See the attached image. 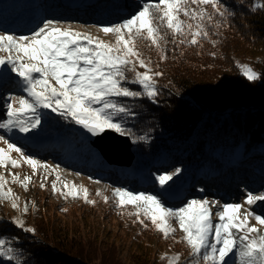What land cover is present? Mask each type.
<instances>
[{
    "label": "trees",
    "instance_id": "obj_1",
    "mask_svg": "<svg viewBox=\"0 0 264 264\" xmlns=\"http://www.w3.org/2000/svg\"><path fill=\"white\" fill-rule=\"evenodd\" d=\"M150 1L110 0L108 11L99 13L97 21H124ZM221 4L224 16L205 6L213 19H205L209 35L198 45L172 43L169 33L163 45L167 59H162L155 46L139 42L153 71L164 73L155 77L159 93L155 99L146 94L112 98L134 113L123 118L128 130L124 135L131 138L135 161L143 168L110 167L90 143L84 144L82 154L64 158L63 165L133 193L161 190L158 177L180 169L184 184L179 198L170 201L169 192L160 198L172 208L180 198L198 199L200 189L233 191L245 176L250 180L246 187L264 190V0H221ZM243 63L261 78L247 80ZM142 173L149 182L143 181ZM126 217L125 232L133 238L128 261L115 248L114 238L101 241L95 234L91 238L78 229L43 222V217L34 219L35 232L0 218V239L15 249L19 264H158L161 232L150 220L141 224L129 214ZM187 254L182 257L188 258ZM0 264L18 261L0 256Z\"/></svg>",
    "mask_w": 264,
    "mask_h": 264
},
{
    "label": "snow or ice",
    "instance_id": "obj_2",
    "mask_svg": "<svg viewBox=\"0 0 264 264\" xmlns=\"http://www.w3.org/2000/svg\"><path fill=\"white\" fill-rule=\"evenodd\" d=\"M205 6H210L220 16L225 15L221 0H151L131 18L101 28L103 33L117 37L115 44L106 43L89 33L61 28L57 26L58 22L51 20L45 21L31 36L0 33V52L7 53L0 56V66L11 65V70L27 85L25 91L31 97L9 98L8 118L0 122V129L18 128L20 132L36 129L41 123L40 116L36 114L38 108H45L61 116L67 114L76 124L96 136L106 130L126 134L128 130L123 118L134 113L126 104L112 98H137L146 94L155 99L159 94L155 77L164 75L163 72L153 71L151 61L145 59L139 50V42L147 41L155 46L160 50L162 59H167L163 45L169 33L172 43L198 45L201 37L209 35L205 19H213V13ZM138 67L145 70L138 71ZM241 67L247 80L261 78V74L250 66ZM129 72L133 74L130 81ZM126 82L139 85L143 91L133 90L126 86ZM0 141L7 145V150L0 148V167H7L8 164L20 166L10 155L13 151L20 153L33 170L50 167L25 155L21 148L4 136H0ZM173 175L175 173L160 175L159 183H167ZM16 179L18 177L13 174V180ZM30 180L31 177H27L23 182L25 188ZM5 183L4 176L0 174V196L11 198V190L2 191ZM52 188L66 199L68 196H80L75 184L65 183L63 188L67 192H62L55 183ZM114 196L118 207L132 206L135 209L133 215L146 217L164 237L176 231L172 221L178 222L184 233L183 240L193 256L201 257V264H228L232 255L237 256L238 264H264V232L249 222L250 218H254L257 224L264 226V215L247 210L241 215L243 205L240 203H226L219 207V201L192 199L182 207L172 208L165 206L157 196L144 192L133 193L117 188ZM83 199L95 203L89 200L87 189L83 190ZM104 199L107 202L108 198ZM257 201H264V193H247L248 205ZM213 204L218 206L215 212ZM16 206L13 203V207ZM24 211L27 212V207ZM214 216L218 217V222H214ZM139 222L145 223L144 219ZM16 223L24 227L20 221ZM6 244L5 239H0V256L7 257L9 261L17 260L19 264L15 249L6 247ZM178 260V256L173 258L174 262Z\"/></svg>",
    "mask_w": 264,
    "mask_h": 264
},
{
    "label": "rangeland",
    "instance_id": "obj_3",
    "mask_svg": "<svg viewBox=\"0 0 264 264\" xmlns=\"http://www.w3.org/2000/svg\"><path fill=\"white\" fill-rule=\"evenodd\" d=\"M108 4H110V0H0V33L31 36L33 31L42 26L45 21L51 20L58 22L57 26L61 28H71L75 31L89 33L106 43L115 44L117 37L111 33H103L101 28L123 21L103 23L97 21L99 13L103 12L104 14L108 11ZM139 50L141 51V48ZM6 55L7 53L0 52V56ZM242 65L248 64L243 63ZM137 70L144 71L145 69L138 67ZM127 75L130 81L133 74L129 72ZM135 86L140 87L139 85ZM26 87L27 85L22 78L11 70V65L0 66V122L8 118L7 103L10 102V97L25 96L31 99L25 91ZM97 106L99 107V105ZM36 114L41 118V123L36 129L28 132H20L18 128L0 129V136H4L5 139L15 143L25 155L31 156L50 167L47 169L38 167L33 170L23 160L20 153L14 151L10 153L20 166L12 167L11 164H8L7 167H0V174L6 180L2 191L11 190V198L0 196V218H6L15 226L22 228L16 223V221H20L24 225L23 229H34L31 232H35L34 224L36 222L34 219L43 217V222H56L61 228L70 229L72 227L78 229L82 235L91 238L95 234L101 241H105L107 237L110 240L114 238L117 241L115 248L117 249L118 246L123 251L124 259L126 258L128 261V249L133 238L132 234L125 232L126 214L137 220L144 219L147 221L148 219L144 216L137 218L133 215L135 209L132 206H126L123 209L117 206L114 190L126 188L112 187L96 177L84 175L62 164L65 162L64 158L68 156L72 158L74 157L72 155L76 153L82 154L83 147L90 143L96 135L88 132L82 125L76 124L67 114L61 116L59 113H54L45 108H38ZM0 148L7 150V145L0 141ZM133 165L143 168L136 161ZM13 174L18 177L15 181ZM142 174L143 181L149 182V177L144 173ZM27 177H31V180L27 182V188H25L23 182ZM183 180V173L176 172L172 180L162 185L161 190L157 189L153 193H144L155 195L160 199L162 193L169 192L171 194L170 201H173L180 196L179 190L184 184ZM249 182L248 176L239 179L235 183L233 191H227L224 188L219 189L215 186L200 189L197 200L219 201V207L226 203H240L243 205L241 215L246 210L264 215V201H257L252 205L246 203L248 192L253 195L264 193L263 189L246 187ZM53 183L62 192H67V189L63 188L65 183L75 184L80 190V196L76 198L68 196L66 199L61 193L53 191ZM42 184L43 186H41ZM171 186L175 188L172 192ZM84 189L88 190V198L95 201L94 204L83 199ZM105 197L108 198L107 202H105ZM187 201L186 198L183 200L180 198L179 203L174 208L182 207ZM13 203L17 206L13 207ZM166 206L170 207V205ZM25 207H27V212L24 211ZM217 207L215 204L212 205L213 212L216 211ZM120 210H124V214H120ZM213 219L214 222H218V217L214 216ZM249 222L264 232V226L257 224L254 218H250ZM172 227L176 231L170 233L168 237H164L161 233L162 240L158 242L160 252L158 264H201V257L193 256L191 249L183 240L184 233L180 230L178 222L173 220ZM183 252L188 253L189 257L184 259L182 257ZM177 256L179 260L174 262L173 258ZM228 264H238L237 256L232 255L228 259Z\"/></svg>",
    "mask_w": 264,
    "mask_h": 264
},
{
    "label": "water",
    "instance_id": "obj_4",
    "mask_svg": "<svg viewBox=\"0 0 264 264\" xmlns=\"http://www.w3.org/2000/svg\"><path fill=\"white\" fill-rule=\"evenodd\" d=\"M91 146L109 166L130 168L136 158L131 138L113 130H106L103 134L95 136Z\"/></svg>",
    "mask_w": 264,
    "mask_h": 264
}]
</instances>
